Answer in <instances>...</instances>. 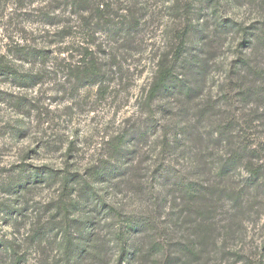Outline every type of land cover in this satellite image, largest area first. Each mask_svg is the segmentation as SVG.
Wrapping results in <instances>:
<instances>
[{
	"label": "rangeland",
	"instance_id": "1",
	"mask_svg": "<svg viewBox=\"0 0 264 264\" xmlns=\"http://www.w3.org/2000/svg\"><path fill=\"white\" fill-rule=\"evenodd\" d=\"M86 1L82 21L67 0H0V60L33 77L24 85L0 77V264L16 258L18 264H116L113 231L141 224L149 213V234L162 238L170 198L160 197L176 172H190L193 160L174 131L180 120L194 125L196 117L181 110L188 100L169 91L147 102L158 59L168 54L177 75L193 82L200 44L213 40L218 21L250 28L252 36L264 30V0ZM215 31L221 34L205 61V92L226 119L245 126L242 135L264 140L262 127L244 123L256 104L238 101L239 72L232 67L240 52L264 67L263 51L257 42L238 47L236 30ZM83 55L100 72L89 82H77L72 72ZM258 143L264 163V144H250ZM203 174L207 183L233 188L239 199L237 212L227 195L221 201L218 226L229 214L239 221L231 236L219 233V243L258 263L264 187L251 189L242 169L231 183ZM64 177L68 191L61 197ZM127 231L132 248L139 234Z\"/></svg>",
	"mask_w": 264,
	"mask_h": 264
},
{
	"label": "trees",
	"instance_id": "2",
	"mask_svg": "<svg viewBox=\"0 0 264 264\" xmlns=\"http://www.w3.org/2000/svg\"><path fill=\"white\" fill-rule=\"evenodd\" d=\"M67 1L71 8L77 9L79 14L82 13L81 19L84 21L87 1ZM95 20L98 21L96 18ZM227 28L236 30L241 35L238 47L244 45L245 48L246 43L257 42L259 53L263 51L262 55H264V30L252 36L254 31L250 32V28H242L232 21L220 20L210 36L213 40L208 38L206 42L200 44L204 50L202 51L203 58L197 60L196 75L193 78L197 79L196 81L188 82L185 76L177 75L174 67L175 60L170 59L168 54L164 53L158 59L156 71L145 98L147 102H151L160 92L169 91L172 96L188 100L187 104L182 103L181 110L182 107H186L187 112L195 115L196 123L190 125L188 123L192 121L191 118H185L183 121L180 120L181 116L180 118L178 116L181 125L175 128L174 135L181 137L183 143H188L190 151H193L192 167L190 172L185 174L176 172L172 185L166 187V196L160 197L161 200L165 197L170 198L167 208L169 228L162 238H153L149 234L152 229L151 222L154 220L150 213L146 215L141 224H137L140 228L137 225H128L127 228L120 225L113 231V239L119 248L120 255L116 264H123V258L128 254L130 260L126 264H260L264 257V245L261 248L259 262L256 263L253 259H244L242 253L232 248L231 245L228 247L219 243V233L223 237L230 235L239 221L238 215L229 214L223 220L224 225L218 226L221 201L227 195L232 202V211L237 212L240 211L239 199L234 194L233 188L227 186L221 188L220 184L215 186V183L210 184L203 179V173H206L214 179L228 180L227 182L231 183L235 172L242 169L247 175V183L251 189L258 191L262 186L264 187V163L259 161L258 156L261 146L259 143L256 146L250 144L255 141L264 144L263 138L253 140L242 135L245 126L233 118L226 119L217 103L218 100L212 101L211 93L205 92L207 81L205 61L207 57L212 59L213 41L220 39L221 34H218L215 29L223 31ZM250 34L251 36L248 37ZM238 55L232 66L233 70L238 68L239 72L235 76L238 101L256 104L255 111L249 115V119L244 120V123L248 125L255 123L257 127L264 129L263 64L253 62L250 58L243 56L242 52ZM72 72L77 82H89L100 73L96 63L84 55ZM240 73H243V76ZM1 76L19 85L31 83L33 80L32 76L19 72L11 61L5 58L0 60ZM227 79H229L228 75ZM193 101H196L194 106L190 104ZM184 116H186V111ZM203 121L205 124L202 123ZM222 149H224V154H219L218 151ZM141 188L142 185L138 183L136 189L141 190ZM67 191L68 178L64 177L61 197ZM59 211L66 216L68 206H63L61 203ZM127 229H129V234H139L132 248H129L127 243ZM18 262L19 259L16 258L14 264Z\"/></svg>",
	"mask_w": 264,
	"mask_h": 264
}]
</instances>
